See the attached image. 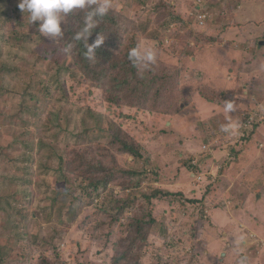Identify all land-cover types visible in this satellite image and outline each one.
Masks as SVG:
<instances>
[{
  "label": "rangeland",
  "instance_id": "374dc122",
  "mask_svg": "<svg viewBox=\"0 0 264 264\" xmlns=\"http://www.w3.org/2000/svg\"><path fill=\"white\" fill-rule=\"evenodd\" d=\"M17 3L13 0L15 8ZM111 3L112 9L105 19H98L95 29L105 37L110 62L130 64L125 69L133 81H153L149 96L142 94L141 86L136 91L132 84L116 91V72L108 69L104 77H94L95 73L82 69L73 53L60 51L48 56L65 43L47 37L48 45L37 41L36 25L30 27L27 14L23 18L19 9L4 29L9 44L1 48L0 68L15 66L21 71L9 79L0 74L5 90L0 113L10 115L17 109L26 87L21 81L25 72L46 70L42 62L46 57L68 58L74 71L61 76L63 91H57L53 100L45 97L40 99L42 104L36 103L45 104L40 110L41 121L28 129L35 131L36 142L68 156L75 150L101 171H66L68 162L57 165V158L54 161L41 153L33 157L27 176L12 158L0 157V189L6 196L14 192L12 208L19 205L28 214L17 230L23 238L19 247L34 249L35 260L44 256L52 264H112L121 239L129 232L127 225L146 219L149 213L156 224L148 232L141 264H237L240 255L247 256L249 264H264V0ZM73 14L81 19L71 27L79 30L85 12L75 10ZM68 20L64 31L66 26L70 28ZM17 36L25 37L19 43ZM136 46L155 47L157 61L149 72L141 74L128 61V50ZM233 98L239 108L230 114L233 118L242 124L239 116L244 112L260 120L252 142L257 145L253 149L256 156L240 183L233 177L234 159L226 161L227 167L223 165L224 148L235 139L221 130L227 123L223 102ZM71 111L77 113L67 118ZM106 124H115V129L110 132ZM19 128L20 123L12 121L0 125L2 147L16 142ZM85 128L92 129V136L99 128L103 133L94 142L70 136ZM117 135L119 142L143 154L139 162L122 153L119 142L113 141ZM215 139L214 152H222L219 160L201 153V147ZM72 140L79 144L71 145ZM5 150L11 157H20L9 147ZM188 163L201 180L190 175ZM226 168L232 174L229 178ZM109 173L113 178L105 191L90 200L92 204L82 205L73 218L71 196L84 192L87 198L90 192L84 187ZM26 178L32 181L28 199ZM64 188L70 195L56 200L54 189L62 194ZM155 190L173 195L152 198ZM130 200L128 211L118 214L117 207L124 210ZM6 220L0 211V244L15 234L10 225L4 228ZM241 235L245 241L236 247L233 241ZM51 245L55 250L46 249ZM17 264L26 262L20 257Z\"/></svg>",
  "mask_w": 264,
  "mask_h": 264
},
{
  "label": "trees",
  "instance_id": "16d2710c",
  "mask_svg": "<svg viewBox=\"0 0 264 264\" xmlns=\"http://www.w3.org/2000/svg\"><path fill=\"white\" fill-rule=\"evenodd\" d=\"M0 51L1 48L5 45L9 44V41L5 40L4 36V29L8 28L6 26H10L11 23L13 22L12 20L15 19L18 8L13 5V0H0ZM12 5V6H11ZM83 10H78V12H82ZM83 14V13H82ZM83 20H85V14L82 15ZM68 20V26H70L69 29H66L64 31V36L61 40H59L62 43H65L67 46L68 44L75 45L71 49V53L75 55V58L79 60V65L82 64V69L84 71L88 72H93L95 73L93 76L97 77L99 75L105 76L106 72L108 69L112 70L113 72H116V76L118 78H114V84H115V89L116 91H123L124 89L128 88L125 86H131L133 85V89L136 91L138 88L141 86L142 87V94H146L149 96L152 94L153 89H154V84L153 81H146V83H143V80L141 78L137 80H132L131 74L126 71L125 66H130V64H116L114 61H111V55L110 52L106 49V44L103 43L97 50H96V59L95 60H88L84 56L85 52V42L84 41H77L74 39L75 33L80 31V29H73L71 26H73V22L75 20H80L79 19V14H71ZM106 18V16L102 17ZM100 19V18H98ZM19 19H17L15 22H17ZM82 20V21H83ZM84 22V21H83ZM101 30L99 28L93 30L91 36L89 37L88 43H92L97 34H100ZM36 35L38 37L37 41L40 43L48 45V41L45 37L40 36L39 33L36 31ZM25 37V36H24ZM24 37L21 38V36H17L16 40L22 42L24 40ZM262 45V43L260 44ZM59 49V50H58ZM55 48L52 49L48 53V56H51L52 54H57V52H62V49L60 48ZM43 64H45V69H32L28 70L27 72L24 73V77L21 81H25L24 86V92L22 93L21 100L18 104L17 109L14 111V113L10 115H4L0 113V125H4L5 122H16L20 123V128L17 129L16 132V142H11L8 144L7 147H9L12 152H19L20 157L14 158L11 157L10 154L7 153L5 150L6 148L2 147L0 144V157L3 158H12L15 166H20V171L29 176V173L31 172L32 168L30 166L33 165V160L34 156H38L39 154L43 153L44 155L48 156L49 158H52L54 161L56 160L57 165L62 163L63 161L68 162V166L66 167V171H85V173H88V171H93V172H99V169H97L93 164L90 162H86L85 159L83 160V157L75 150L72 151V155L69 156L64 154L63 152L56 151V149H50L48 147H45L44 144L41 142H36L35 141V131L34 130H29L28 125L30 124H40L42 113L40 112L41 109H43V106L45 105H39L36 103H41L40 101L41 98L48 97L53 100L55 93L57 91H63L62 88V82H61V76L64 74H69L74 71L73 66L71 62L68 61V58H64L63 60L60 61V58H56L55 60L43 58L42 59ZM132 65V64H131ZM133 67V65H132ZM20 69L13 66H3L0 68V74L2 77L5 79H9L13 73H16L18 75L20 73ZM99 76V77H101ZM12 81H14L15 77H12ZM1 76H0V82H1ZM16 80V79H15ZM150 82V83H149ZM130 89V87H129ZM165 90H162V92ZM57 94V93H56ZM64 94V93H63ZM161 92L157 91L155 92V95L158 97L160 96ZM5 97V90H3V85H0V98ZM77 112L75 113L73 111L67 112V118L73 117ZM79 113V111H78ZM70 122V120L67 121V124ZM71 122H73V118H71ZM82 123L86 124V121L83 120ZM108 126V130L112 132V130L115 129V124H106ZM70 126V125H69ZM255 127V126H254ZM72 130V129H71ZM70 130L65 129L64 132H68ZM71 132V131H70ZM68 132V134L70 133ZM94 135L92 136V129L91 128H85L82 129L80 134L77 136L75 135H70L73 136L75 139L78 137L81 139H84L85 137L89 138L90 140L96 141L97 138H99L102 133H103V128H99L96 132L93 130ZM85 133V134H84ZM91 133V135H90ZM162 133V131H160ZM119 135L114 137V142H119L118 139ZM18 142V143H17ZM16 143V144H15ZM72 144H79L78 141H73ZM119 146H121V151L124 154H130L134 158H138L137 162H139L140 159H142L141 153L139 151H136L133 148H130L124 141L119 142ZM14 145L17 146V149L14 147ZM50 147V146H49ZM15 159V160H14ZM185 165V164H184ZM190 170H194L193 166L191 163L186 164ZM47 171H49L50 168H46ZM95 169H97L95 171ZM140 173V172H139ZM137 174V176H141ZM113 176L111 173L105 174V176H102L101 178L94 179L92 180L87 186H85V189H88L90 192V196L86 197V194L79 193L78 196L72 197L71 196V201L72 204L70 205V213H72V217L74 218L80 210H82V205H86L88 201H92L93 199H97L100 197V193L104 192L106 189L107 184L112 180ZM25 181L26 184V189L30 190V185L32 184V181L28 178ZM138 184V183H137ZM136 184V185H137ZM57 189V188H56ZM54 189V195L55 199L58 200L60 198L65 197L66 195H70L69 190H65L66 188L63 189V192L59 190ZM152 194V198L159 197L161 195L169 196L173 195L171 192H161L159 190H155ZM14 192L10 194L9 196H6L4 189H0V211H2L7 220L3 224L4 228L7 227V225H10V230L14 232L15 234L8 235L10 240H6L4 244H0V264H17L18 260L20 257H22L26 264H52L50 260L44 256H39L37 260H35L33 254L34 249L30 248H21L19 247L20 243L23 242V238L21 239L20 233L18 234L17 230L22 228V220H25L28 216L25 212H23L18 206L15 208H12V198H13ZM32 196L31 190L28 191V196L27 199ZM22 199V197H20ZM19 198V199H20ZM26 198H23V200ZM26 201V200H25ZM89 202V204H92V202ZM131 203V200L126 202L124 204V210L121 208H118V214H122L126 211H128V207ZM193 203V202H192ZM126 207V209H125ZM10 208V209H9ZM11 215V216H10ZM145 218H140V219H135L132 221L130 225H127V229L129 232L126 236H124L121 239L120 242V250L119 252L113 257L112 259V264H141L142 258L144 256V248L147 246V236L148 232L151 227L155 226L156 222L152 217L150 216L149 213L145 214ZM16 217L17 219L13 221L12 219ZM151 217V218H150ZM13 221V222H12ZM22 236V235H21ZM54 241V239H53ZM53 243V242H51ZM36 244V243H35ZM54 246L51 245V248H46L47 250H55L52 249ZM44 249V250H46ZM18 250V254L16 252ZM43 250V251H44Z\"/></svg>",
  "mask_w": 264,
  "mask_h": 264
},
{
  "label": "clouds",
  "instance_id": "9594fccd",
  "mask_svg": "<svg viewBox=\"0 0 264 264\" xmlns=\"http://www.w3.org/2000/svg\"><path fill=\"white\" fill-rule=\"evenodd\" d=\"M113 5L111 0H18L17 8L23 15L27 14V22L31 26L36 25V31L40 36L47 37L58 42L64 36V28L68 17L75 10L85 12L84 26L75 33L74 39L85 42L84 56L88 60L96 59V50L104 43V35L97 34L92 43H88L93 30L98 26V18L108 14ZM72 45L68 44L62 51L67 55L71 53ZM128 61L143 74L149 72L157 61V51L154 46H136L127 52ZM236 99L224 100L223 111L227 116V123L221 130L230 135L239 134L240 120L233 118L231 113L237 111ZM245 241L241 235L233 241L236 247H240ZM237 264H249L245 255H240Z\"/></svg>",
  "mask_w": 264,
  "mask_h": 264
},
{
  "label": "crops",
  "instance_id": "0c3cea01",
  "mask_svg": "<svg viewBox=\"0 0 264 264\" xmlns=\"http://www.w3.org/2000/svg\"><path fill=\"white\" fill-rule=\"evenodd\" d=\"M239 118L242 119V124L239 129V134L235 136L234 140H232L230 143L227 144V146L228 145L230 146L229 148L225 146L224 150L226 149L227 154L226 156L223 157V165H225L224 167H227V163L229 162V160L234 159L233 161H235L236 167L233 170L234 171L233 177L236 178L237 181L240 183L241 178L246 177V175L249 173V172L246 173V171L252 165V159L255 158L256 156V152L253 149H257V145H255L252 142L255 138L258 121L260 120L259 119L254 120V117L244 112L241 116H239ZM216 144H218V141L215 139L209 145H204L203 147H201L202 149L201 153H205V157H207V153H209V155L213 158L212 160H214V158L218 159V157H220L219 153L222 154V152H218V151L214 152L213 146H215ZM228 152L231 153L234 156V158L229 157L230 155L228 154ZM227 160L228 162H226ZM229 167L230 165L228 166V168ZM193 168L195 170L194 166ZM224 172H227V168L224 169ZM190 175L197 180L202 179V177H200L199 175H195L193 172H191ZM222 175H224V173H222ZM226 176L227 178H229L232 176V174L227 172Z\"/></svg>",
  "mask_w": 264,
  "mask_h": 264
},
{
  "label": "built area",
  "instance_id": "2783aa9c",
  "mask_svg": "<svg viewBox=\"0 0 264 264\" xmlns=\"http://www.w3.org/2000/svg\"><path fill=\"white\" fill-rule=\"evenodd\" d=\"M249 122V121H248ZM250 123V122H249Z\"/></svg>",
  "mask_w": 264,
  "mask_h": 264
}]
</instances>
